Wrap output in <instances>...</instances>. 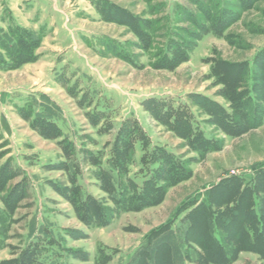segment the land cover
<instances>
[{
	"label": "rangeland",
	"instance_id": "1",
	"mask_svg": "<svg viewBox=\"0 0 264 264\" xmlns=\"http://www.w3.org/2000/svg\"><path fill=\"white\" fill-rule=\"evenodd\" d=\"M263 89L264 0H0V264H218L201 205L224 264H264L223 230L262 201Z\"/></svg>",
	"mask_w": 264,
	"mask_h": 264
},
{
	"label": "trees",
	"instance_id": "2",
	"mask_svg": "<svg viewBox=\"0 0 264 264\" xmlns=\"http://www.w3.org/2000/svg\"><path fill=\"white\" fill-rule=\"evenodd\" d=\"M246 2L247 0H244V3ZM262 92H264V89L260 90V93ZM232 101L236 102V97L233 98ZM263 113L264 112L262 111L260 112V114H254L253 121L256 120L255 117H257V124L254 123L252 125L253 127L259 126V123L264 120ZM242 118V120H244L245 116ZM245 130L246 127L238 126L237 129H233V131L229 130L228 133L236 136L243 134ZM164 163L168 166L169 169L173 170V164L171 165L168 160H164ZM185 178V175L177 176L173 173L171 174V172H167L162 177V182L164 183L163 186L154 185V183L150 181L147 182L145 184V188H143L141 192V197L137 199V203L140 204L137 206L136 210L158 204L159 202H161L165 189L168 186L181 182L185 180ZM235 180L236 179H232L224 183L222 182L214 188L215 193H219L222 198L232 197L230 198V200H228V204L233 202L236 190L238 189V187L236 189L233 186L236 184ZM256 181L257 184H255V188H258V190H260V192L262 193V201L260 202L257 210L253 209L252 206L245 208V210L243 209L244 211H242L241 209L240 211H238L237 209H233V211H229V209H226L225 212L226 214H229L228 218H230V222L225 223L226 227L223 230L228 232L229 230L237 229L236 231H233V234L236 235V242L234 246L236 247V249L252 250L256 253L262 254L264 252V171L260 172L256 176ZM213 201L217 203V200L215 201L214 199ZM224 204L227 205V203ZM206 211L207 209L205 208V206L201 205L198 206L196 210L191 214V217H193L192 220H194L196 225L195 233L198 232L197 234H200V238L197 237L199 239V241L197 240V244L203 248L204 252L207 254L206 256L212 258V260L210 259L211 262L224 264L226 258L224 253V244L220 243L215 238H212V235L217 232L216 229H214L215 219L210 221V218L208 219L209 215ZM238 221H241V225L237 228ZM167 252L168 251H166V248L164 250L161 249L158 252L160 261L162 260L161 262H163V264L168 263L169 257H167V254H169V252ZM168 264H171L170 260Z\"/></svg>",
	"mask_w": 264,
	"mask_h": 264
}]
</instances>
